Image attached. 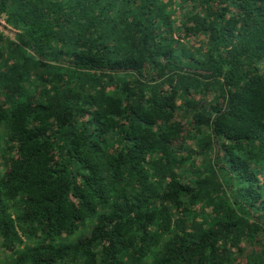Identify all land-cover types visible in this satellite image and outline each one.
<instances>
[{
    "label": "trees",
    "instance_id": "1",
    "mask_svg": "<svg viewBox=\"0 0 264 264\" xmlns=\"http://www.w3.org/2000/svg\"><path fill=\"white\" fill-rule=\"evenodd\" d=\"M0 22V264H264V0Z\"/></svg>",
    "mask_w": 264,
    "mask_h": 264
},
{
    "label": "rangeland",
    "instance_id": "2",
    "mask_svg": "<svg viewBox=\"0 0 264 264\" xmlns=\"http://www.w3.org/2000/svg\"><path fill=\"white\" fill-rule=\"evenodd\" d=\"M0 24L3 26V23L0 22ZM0 29H1V27H0Z\"/></svg>",
    "mask_w": 264,
    "mask_h": 264
}]
</instances>
